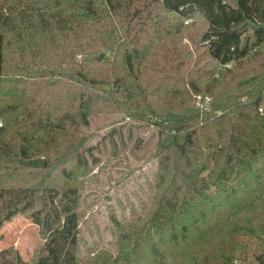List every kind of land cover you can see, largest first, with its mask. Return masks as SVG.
<instances>
[{
	"label": "trees",
	"instance_id": "obj_1",
	"mask_svg": "<svg viewBox=\"0 0 264 264\" xmlns=\"http://www.w3.org/2000/svg\"><path fill=\"white\" fill-rule=\"evenodd\" d=\"M0 121V192L51 227L17 264H264V0H1ZM106 144L152 160L153 196L83 256Z\"/></svg>",
	"mask_w": 264,
	"mask_h": 264
},
{
	"label": "rangeland",
	"instance_id": "obj_2",
	"mask_svg": "<svg viewBox=\"0 0 264 264\" xmlns=\"http://www.w3.org/2000/svg\"><path fill=\"white\" fill-rule=\"evenodd\" d=\"M114 120V116L95 118L89 129L92 132L91 142L95 143L106 131L116 126ZM127 121L129 123V118ZM141 124L145 126L133 128V139L127 144L133 147L136 137H140L148 142L146 149L149 150L155 142V129L147 122ZM2 125L4 123L0 121V127ZM107 147L108 144L102 147L101 153H97L100 164L92 172L95 181L87 180V191L80 202L83 256L102 246L113 249V218L122 221L136 218L147 210L153 196L152 160L136 162L130 149L126 148L125 151L124 147L119 148L118 156H114L111 146L105 150ZM30 195L18 190L0 192V264H17L18 257L29 261L32 252L45 244L40 228L43 222H48L47 216L33 219L29 213L19 212L28 200L34 201L37 208L40 207L41 198ZM9 213L13 214L10 220L6 219ZM47 226L49 231V222ZM247 264L258 263L248 261Z\"/></svg>",
	"mask_w": 264,
	"mask_h": 264
},
{
	"label": "water",
	"instance_id": "obj_3",
	"mask_svg": "<svg viewBox=\"0 0 264 264\" xmlns=\"http://www.w3.org/2000/svg\"><path fill=\"white\" fill-rule=\"evenodd\" d=\"M104 56H105L104 54H101V55L98 57V60H99V61L103 60Z\"/></svg>",
	"mask_w": 264,
	"mask_h": 264
}]
</instances>
